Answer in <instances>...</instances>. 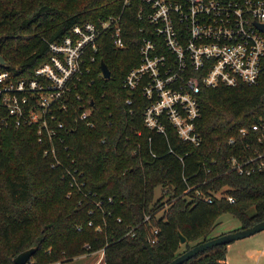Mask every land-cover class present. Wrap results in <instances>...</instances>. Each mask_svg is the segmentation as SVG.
I'll return each instance as SVG.
<instances>
[{
	"label": "trees",
	"instance_id": "16d2710c",
	"mask_svg": "<svg viewBox=\"0 0 264 264\" xmlns=\"http://www.w3.org/2000/svg\"><path fill=\"white\" fill-rule=\"evenodd\" d=\"M118 14L127 45L115 49L107 32L98 38L94 73L81 85L93 101V125L78 123L65 143L54 142L60 164L52 166V157L43 155L48 142L37 141L35 126L3 125L0 108V264H16L13 258L30 247L35 251L24 264L68 261L101 249L104 264H166L216 236L213 219L223 212L240 222L234 229L264 219V168L239 174L227 161L243 143L238 129L264 121V73L256 84L201 90L202 142L195 146L173 131L167 140L149 130L141 121L142 104L136 98L125 103L121 80L138 62L143 33L135 7L122 10L121 0H0L2 67L14 77L29 75L47 58L49 41H60L74 24ZM100 60L108 78L97 75ZM169 145L188 151L183 169L196 172L189 184L199 183L206 195L217 190L225 195L207 202L184 192L182 163L167 151ZM157 187L167 192L156 195ZM178 231L186 238L182 249ZM226 246L215 245L181 264H227Z\"/></svg>",
	"mask_w": 264,
	"mask_h": 264
},
{
	"label": "built area",
	"instance_id": "2783aa9c",
	"mask_svg": "<svg viewBox=\"0 0 264 264\" xmlns=\"http://www.w3.org/2000/svg\"><path fill=\"white\" fill-rule=\"evenodd\" d=\"M121 3L122 10L135 7V16L141 21L138 30L143 33L138 62L121 80L127 95L125 103L131 104L136 98L142 104L141 121L149 130L166 138L173 131L181 141L199 146L201 90L256 84L264 73V0ZM120 16L74 24L60 41L48 42L47 58L29 75L14 77L2 67L5 61L0 62V108L5 112L2 124L35 126L37 141L48 142L42 153L52 157V166L60 164L54 142L65 143L66 135L78 123L93 125V101L84 97L81 85L86 75L94 73L97 41L102 33H108L115 49L126 47ZM97 75L108 78L101 68ZM94 78L91 76L89 82ZM238 133L244 140L228 157L230 168L239 174L264 168V121L242 126ZM229 142H235V138L230 137ZM167 151L182 163L184 192L192 191L207 202L225 195L221 190L206 195L199 183L189 184L188 177L196 172L185 174L183 169L188 151L177 152L170 145ZM162 192L167 188L160 189L159 195ZM226 197L234 201L231 195ZM148 219L146 215L144 220ZM99 251L103 254V249Z\"/></svg>",
	"mask_w": 264,
	"mask_h": 264
},
{
	"label": "water",
	"instance_id": "95a60500",
	"mask_svg": "<svg viewBox=\"0 0 264 264\" xmlns=\"http://www.w3.org/2000/svg\"><path fill=\"white\" fill-rule=\"evenodd\" d=\"M4 58L0 54V62L4 63ZM100 68L102 71V74L104 77H109L110 72L109 69L106 65V63L103 60H100ZM264 229V219L259 220L255 222L254 224L243 227V228H238L234 229L231 231H227L221 234H218L214 237H211L209 239L197 242L196 244L192 245L188 249L182 251L181 253L177 254L174 256L171 260H169L166 264H181L187 259L191 258L192 256L198 254L199 252H202L208 248H211L215 245L219 244H228L233 240L243 238L246 236H249L251 234H254L260 230ZM178 235L180 238V243H184L186 238L184 235L178 231ZM35 251V247H30L27 249H24L23 251L19 252L14 258L13 261L16 264H24L33 254Z\"/></svg>",
	"mask_w": 264,
	"mask_h": 264
},
{
	"label": "rangeland",
	"instance_id": "374dc122",
	"mask_svg": "<svg viewBox=\"0 0 264 264\" xmlns=\"http://www.w3.org/2000/svg\"><path fill=\"white\" fill-rule=\"evenodd\" d=\"M28 0H23V2H27ZM160 191V187H157L155 189V194L158 195ZM253 209L251 208L249 211L251 212ZM214 222H216V226L212 232L214 235H218V233L221 234V232L224 233L232 230L238 226H240V222L232 217L229 213L223 212L213 219ZM180 249L183 248V244L181 243ZM256 247L261 248L264 247V229L251 234L249 236L239 238L236 240L231 241V244L227 248V260L231 264H255L256 261L252 260L251 258L243 257L241 256V251L247 247ZM100 253H95L94 257L98 258L100 257ZM263 260V258H262ZM264 262L261 261L260 263L257 262V264H263Z\"/></svg>",
	"mask_w": 264,
	"mask_h": 264
},
{
	"label": "crops",
	"instance_id": "0c3cea01",
	"mask_svg": "<svg viewBox=\"0 0 264 264\" xmlns=\"http://www.w3.org/2000/svg\"><path fill=\"white\" fill-rule=\"evenodd\" d=\"M230 244H231V242L228 243L226 246V262H227V264H231L227 260V258H228L227 257V248ZM98 252L100 253L101 256L98 258H95L94 255H95V253H98ZM241 256L255 260L256 261L255 264H257V262L260 263L261 261L264 262V247H261V248H256L255 246L254 247H247L241 251ZM262 258H263V260H262ZM49 264H104V260H103V256H102L101 251H96V252H93L90 254L78 255V256H76L73 259L68 260V261H58V262H53V263H49Z\"/></svg>",
	"mask_w": 264,
	"mask_h": 264
},
{
	"label": "bare ground",
	"instance_id": "6f19581e",
	"mask_svg": "<svg viewBox=\"0 0 264 264\" xmlns=\"http://www.w3.org/2000/svg\"><path fill=\"white\" fill-rule=\"evenodd\" d=\"M102 256H103V254H102Z\"/></svg>",
	"mask_w": 264,
	"mask_h": 264
}]
</instances>
